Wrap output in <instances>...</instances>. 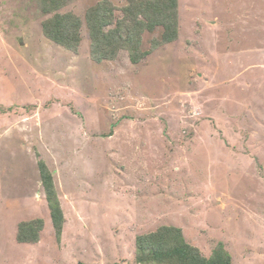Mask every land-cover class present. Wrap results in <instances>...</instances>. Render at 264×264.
I'll use <instances>...</instances> for the list:
<instances>
[{"label":"rangeland","instance_id":"rangeland-1","mask_svg":"<svg viewBox=\"0 0 264 264\" xmlns=\"http://www.w3.org/2000/svg\"><path fill=\"white\" fill-rule=\"evenodd\" d=\"M47 39L41 0H0V264H140L162 226L264 264V0H179L180 36L132 64ZM115 18L129 0H110ZM144 35V49L161 37ZM65 215L60 241L40 179ZM44 221L40 241L18 226Z\"/></svg>","mask_w":264,"mask_h":264},{"label":"trees","instance_id":"trees-1","mask_svg":"<svg viewBox=\"0 0 264 264\" xmlns=\"http://www.w3.org/2000/svg\"><path fill=\"white\" fill-rule=\"evenodd\" d=\"M73 0H41L42 13L49 16L43 23V33L58 46L77 52L82 42V20L60 9ZM122 18H115L110 0H100L86 13V25L91 42V56L95 62L114 60L121 50L128 52L132 64L142 63L161 46L176 42L180 36L179 0H129L122 7ZM161 28L159 39L152 40L150 50L144 49V35ZM40 179L50 209L56 238L60 241L65 215L54 177L46 163L39 161ZM44 221L36 219L18 226L17 240L21 244L40 241ZM137 262L140 264H233L232 256L219 244L210 257L191 245L182 230L162 226L156 232L136 239Z\"/></svg>","mask_w":264,"mask_h":264}]
</instances>
